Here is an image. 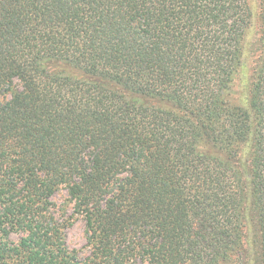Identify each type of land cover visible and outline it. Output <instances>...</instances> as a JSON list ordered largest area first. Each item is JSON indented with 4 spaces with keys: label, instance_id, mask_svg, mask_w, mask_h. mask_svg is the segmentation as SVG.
<instances>
[{
    "label": "trees",
    "instance_id": "16d2710c",
    "mask_svg": "<svg viewBox=\"0 0 264 264\" xmlns=\"http://www.w3.org/2000/svg\"><path fill=\"white\" fill-rule=\"evenodd\" d=\"M260 3L0 0V264H264Z\"/></svg>",
    "mask_w": 264,
    "mask_h": 264
},
{
    "label": "rangeland",
    "instance_id": "374dc122",
    "mask_svg": "<svg viewBox=\"0 0 264 264\" xmlns=\"http://www.w3.org/2000/svg\"><path fill=\"white\" fill-rule=\"evenodd\" d=\"M261 0H251L252 4V10L254 14L253 19V25L251 29V37L254 36L258 38L259 37V31H260V21H259V15H260V3ZM250 77V70L249 68L242 70L238 77L235 84V93L233 94L234 98H237V100L240 101V103L243 101H246L247 97V82ZM65 193L58 194L55 196L54 200L59 205L64 201ZM255 234L251 235V239L253 240ZM67 243L70 248L81 250L86 244V234H85V225L82 221H77L75 224L68 230L67 233Z\"/></svg>",
    "mask_w": 264,
    "mask_h": 264
}]
</instances>
